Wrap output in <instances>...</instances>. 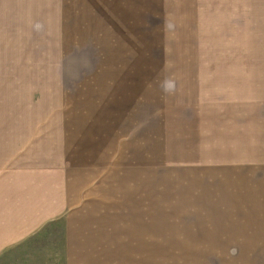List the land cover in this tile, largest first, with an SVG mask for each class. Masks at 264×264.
I'll return each instance as SVG.
<instances>
[{
    "label": "rangeland",
    "instance_id": "obj_1",
    "mask_svg": "<svg viewBox=\"0 0 264 264\" xmlns=\"http://www.w3.org/2000/svg\"><path fill=\"white\" fill-rule=\"evenodd\" d=\"M0 177V264H264V0H0Z\"/></svg>",
    "mask_w": 264,
    "mask_h": 264
},
{
    "label": "crops",
    "instance_id": "obj_2",
    "mask_svg": "<svg viewBox=\"0 0 264 264\" xmlns=\"http://www.w3.org/2000/svg\"><path fill=\"white\" fill-rule=\"evenodd\" d=\"M7 176L12 179L16 177L14 174ZM20 189L25 190L20 185V182L0 179V249L9 240L11 234L16 231L24 233L30 229L29 223L24 222V220L27 221L29 219L26 218L27 215H36L35 220L40 218L41 215H53L50 211L47 213L42 207H37L34 201V203L28 199L20 201L17 197ZM37 208L38 212H34L33 209L37 211ZM37 215L39 216L37 217Z\"/></svg>",
    "mask_w": 264,
    "mask_h": 264
}]
</instances>
